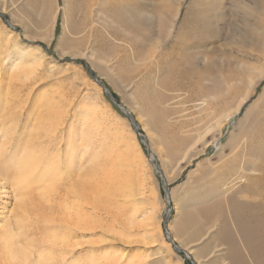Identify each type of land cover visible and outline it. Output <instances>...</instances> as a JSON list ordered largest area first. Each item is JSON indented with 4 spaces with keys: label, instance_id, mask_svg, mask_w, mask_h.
I'll return each instance as SVG.
<instances>
[{
    "label": "rangeland",
    "instance_id": "374dc122",
    "mask_svg": "<svg viewBox=\"0 0 264 264\" xmlns=\"http://www.w3.org/2000/svg\"><path fill=\"white\" fill-rule=\"evenodd\" d=\"M117 1L120 3V0H95L94 8L90 9L89 15L87 13L89 17H87L86 22V18L84 19L80 11L78 13L73 10L75 0H0V37H2L0 38V63H3L2 60L9 53V48L15 41L23 48L31 50L30 53L36 52L34 53L36 57L42 56V67L36 66L33 69V79L31 78L30 81L26 82L31 84H28L30 88L27 89L26 87L23 90V94L31 92L27 95L28 104H26V107L31 106L34 100L49 97L62 105L65 111H69L67 115L70 118L66 117V119H69H67V123L75 122L76 130L79 128V118L82 119V116L86 113L85 108L89 110L92 107L96 109L97 116H99V123L96 127L94 126L98 132H103L107 126L112 128L116 124H128L126 127L123 126V129L126 128L134 136L130 133L127 134V136L131 135L128 138L132 139L129 140L128 146L118 149L109 144L103 145L100 149V157L107 159V157H114V154L118 151L125 152L128 149L131 155L136 153L132 156L136 162H134L135 167L132 166L134 170H131H133L132 172L137 170L139 181H141V183L139 182L140 189L137 186L138 183H135L136 181L131 182V184L133 183L132 186L138 188H134L137 192L131 190L135 197L131 195L130 189L133 188L132 186L128 187L127 190L130 189L126 191H130L131 194L126 192L122 194L121 192L114 197V199L117 198L116 202L118 203L116 209L119 208L120 213L123 212L120 215L117 211L120 215L119 222L118 220L113 221L108 213L103 210L105 213L101 211V217L103 225L106 224L104 230H100L93 235L90 232H85V236L79 233L74 237L72 234V239L68 240L69 236L64 233L65 227L69 228L68 232L71 233V222H74L76 217L72 216L74 211L71 210L69 205L73 202V199L66 198L63 192L66 187L70 188L71 184L76 185L74 182L78 178L74 180L71 175L75 171V167L66 170L67 160L65 154L67 145L64 136L66 137L65 131L69 129L67 124L64 136L61 138V134H57L59 136L57 141L61 138V140L64 139L63 142H59L57 147L54 148L55 150H52L57 156L59 155V180L52 178V181L45 183L47 185L43 184L40 186L41 188H36L34 198L37 197V200L35 199L32 202V205L38 208L40 206L47 207L48 210L45 214L47 216L48 213L50 214L48 218L53 216V223L58 228L55 230V235L50 238V243L45 242L41 245L40 242L41 247L38 245L40 249L33 247L40 252L42 249L46 250L52 246L54 253L60 252V248L63 247V251H69L72 256L67 257L69 261L73 262L71 264H107L110 259H116L113 264H226L224 259L226 256L225 245L215 238L216 231L221 227L219 216L222 212L227 213L225 206L219 204V201L225 197L222 188L224 180L230 175L228 172L229 162L232 161V163L230 162L232 165L239 163L234 157L232 146L226 143L230 128L233 136H239L244 117L242 111H240L223 128L224 132L220 137L217 135L215 123L218 118L223 117L225 112H229L235 106L240 94H244L249 76L256 79L260 75H264V12H255L253 3L248 0H217L215 3L206 0L203 4L200 0H132L133 3L129 4L131 7L122 14L124 15L123 18L126 19L124 21L121 20L120 13H118L122 12L121 6H119V9L116 7L118 11L114 9V5L118 4ZM262 1L264 2V0ZM207 6L209 9L206 10ZM202 8L206 11L203 12ZM56 10H58V13L55 21V37L50 43H47L45 38L48 36V28L50 29L55 18ZM196 12L201 19H199L200 22L197 23V27H207L206 24H208L210 30L198 32L197 43L192 39L190 41L183 40L182 43L186 42L183 49L180 47L181 40L178 41L181 39L180 32L187 29L186 25H182L183 19L189 18L190 15ZM41 14L46 15L43 25L40 24ZM190 22L192 24V20ZM73 23L78 25L80 33L74 35L71 33ZM200 23L201 25H199ZM84 24H87V26L83 27ZM61 34L64 36V40L57 46V39ZM211 35L212 37H210ZM6 44H9V47ZM145 54L152 59L146 65L150 66L151 74L152 72L155 74L156 79L153 84L159 90L157 92L158 114L163 115V117L167 116V121H169L170 127L165 131L148 126L144 117L138 119L133 109L132 99L128 96V93L135 91V84L145 78L147 70L145 65L140 63V59ZM2 66L4 67V64ZM23 68L28 67L22 66L17 70H11V73L17 75L15 80H17L16 85L17 82L19 84L18 87L25 82L24 75L21 73ZM166 71H169V73ZM179 71L185 73L188 77L180 78ZM3 72L5 80L2 79L4 82L2 81L0 85V108L3 106L2 111L0 109V117L4 113L3 101L5 94L10 90V83L7 84L8 79L13 76V74H10V70L6 68L3 69ZM98 82L108 90L111 97ZM221 82L226 84V88L220 95L214 89V86L216 83ZM164 84L167 86L165 87ZM227 87H230L229 91ZM263 87L264 79L259 82L254 91L255 93L252 94L243 107H248L258 94H264L262 92ZM96 88L101 93L97 92ZM96 93H99V99ZM101 103L104 105L101 106ZM123 109H128L127 111L131 112L132 118L138 125L136 130L123 113ZM79 114L81 115L79 116ZM122 119H125V122ZM2 120L0 118L1 122ZM120 126L122 127V125ZM188 130L190 131L188 132ZM125 133L127 132L125 131ZM24 134L27 135L28 132L24 131ZM20 137L24 138L19 135ZM141 138H146L149 141L152 151L140 141ZM218 139L219 143H223L222 149L213 146L214 141ZM136 140L139 145L141 144L140 150L142 153L135 149L134 142ZM183 142L185 146L182 145ZM154 164L159 167L160 172L157 171ZM107 166L110 167L108 162L105 167ZM125 170L123 176H125L124 173H127ZM60 172L62 173L60 174ZM165 187L168 189L166 190ZM169 192L171 195H169ZM6 194L7 197L3 201L6 208L11 209L14 207V194L11 192H6ZM125 195L132 197V199L127 200ZM124 201H131V203H125ZM122 203L128 204V206ZM132 205H134V209H132ZM151 205L155 207L151 208ZM149 208L152 210H149ZM166 208L170 210L168 216L165 214ZM126 209L127 211H125ZM125 212H127L126 215H124ZM216 213L218 216L215 215ZM129 215L132 216L129 217ZM172 216H174V219L171 225L176 237L172 236V232L168 227ZM12 218L15 219V216ZM108 224H111L110 227L112 225L114 227L112 232L109 231L110 234L107 232ZM15 232L16 229L13 236L18 239L16 236L20 237L17 233L20 230L17 229V232ZM114 236H118V238ZM99 237L102 241L99 240ZM41 238L42 236H37L38 241ZM96 238L102 244L98 242L94 245L92 241ZM20 239L21 237L18 241ZM66 240L69 241L68 245L73 243L75 247L80 243L79 247L75 248L72 245L69 247L66 245ZM76 240L81 241L77 244ZM15 241L17 242L16 239ZM35 242L37 243V241ZM180 242L186 244V250L192 249L194 252H198L201 255L200 258L194 259L189 256L178 244ZM17 245L21 246L22 244L18 242ZM93 245L94 247H92ZM91 247L95 249H91ZM35 251L34 253L32 251L34 255L30 253L31 258L37 257ZM92 251H97V253ZM79 255H82V257ZM74 261L76 262L74 263Z\"/></svg>",
    "mask_w": 264,
    "mask_h": 264
},
{
    "label": "bare ground",
    "instance_id": "6f19581e",
    "mask_svg": "<svg viewBox=\"0 0 264 264\" xmlns=\"http://www.w3.org/2000/svg\"><path fill=\"white\" fill-rule=\"evenodd\" d=\"M94 1L95 0H75L73 10H75L76 12L80 11V13L83 15L84 19L86 18L85 21L87 22V17H89L88 16L89 11H91L90 9H92ZM205 1L206 0H200L201 4L205 3ZM208 1L211 3H215V1H217V0H208ZM248 1L250 3H253L252 5H254L253 8L255 9V12L256 11L264 12V2L262 0H248ZM117 3L118 4L114 5V7H115L114 9L117 10L120 8L119 6H121L122 12H118V13H120L121 20L123 19L125 21L126 19L123 18L124 15H122V14L125 12V10H127V9H129V7H131V6H129V4H131L133 2H132V0H120V3L118 1H117ZM198 5H197V7H198ZM116 7H117V9H116ZM197 9L199 10V8H197ZM207 9H209L208 6H207L206 10ZM242 9H244V8H242ZM198 10H196V11H198ZM205 11L203 9V12H205ZM57 13H58V10L55 11V18H54V20L50 26V29L48 28V30H49L48 36L45 38V41H47V43H50V41H52L55 37L54 29H55V21H56ZM87 13H88V15H87ZM42 15L43 14H41V17H40L41 23L38 19V21L41 25L44 24L43 22H45V16H46V15L45 16L44 15L42 16ZM199 19H200L199 14L197 12L195 14L190 15L189 18H187L185 20L183 19L182 25H186L187 29L185 31L183 30L184 32H180L181 39L178 40V41L181 40L182 46L180 45V47L183 48L184 43H186V42L182 43L183 40L184 41L185 40L190 41L192 39L193 41L195 40V43H197L196 42L197 37H198L197 33L198 32L201 33V32H205L207 30H210L209 29L210 27L208 28V26H209L208 24H206L207 27H202V28L197 27L198 26L197 23L200 22ZM142 20H143V18H142ZM191 20H192V24H190ZM188 21H189V23H188ZM202 21H204L203 18H202ZM205 21H207V20H205ZM165 22H167V21H165ZM36 23H38V22L36 21ZM87 24H89V23H87ZM87 24H84L83 27H86ZM165 25H166V23H165ZM188 25H192V26L188 27ZM199 25H201V23ZM77 26L78 25H75L74 23L71 25V33L73 35L80 33V30ZM143 30H146V29H143ZM212 31H211V33H212ZM199 35H201V34H199ZM210 37H212V35ZM0 38H2V37H0ZM63 40H64V36L61 34L57 39L56 45L57 46L60 45L63 42ZM70 41H72V40H70ZM178 41H177V43H179ZM6 45H7V47H9V44H6ZM132 47H134V46H132ZM177 50H179V49H177ZM30 52H32V51L28 50L27 48H23L17 41H15V43L12 44V46H10L9 53L7 52L8 54H6L5 58L2 60L3 63H0L2 65L4 64V67L2 65H0V85L3 81L2 79H4V72L5 71L3 72V69L6 68V69L10 70V74H13V76L10 75L11 77L8 79L7 84L10 83L9 84L10 90L8 93L6 92L7 94H5L4 101H3V105L5 106L4 113L3 114L1 113L2 116L0 117L1 120L3 118L2 122L0 121V123H1V125H0V140H1L0 141V223L2 224V225L0 224L1 225V227H0V245H1L0 246L1 247V249H0V251H1V253H0V264H47L48 262H49L48 264H71L73 262L69 261L67 259V257H69V256L72 257V256L70 255L69 251L68 252L63 251V249H62L63 247L60 248V252H58V253L53 252L52 246H50L49 248L46 247L47 248L46 250L42 249L40 252L38 251V249H40L38 247V245L40 246V242H41V245H42V243H45V242L50 243L51 242L50 238L55 235V230H56V228H58V227H55L56 224L53 223V218H52L53 216L52 217L50 216L51 218H48V216L50 214L48 213V216H47V214H45V213H47L46 211L48 210L47 207L40 206L38 208V207L32 205L33 200H35L37 198V197L34 198L36 188L40 187L41 185H43L45 183H49L50 181H52L55 178H56V180H59V177H60V176H58V172H59V168H60L59 167V155L57 156L55 153H53L52 150H55L54 148L57 147L59 142H61L62 140L65 139V142L67 145V147L65 146L66 147V154L64 152L63 153L65 154L66 160H67L66 161V165H67L66 170L68 171V170H71L73 167H75L76 169H74L75 171L73 173H71V175H72V178H74V180H75V178H78V180L76 179V181L74 182V183H76V185L71 184L70 185L71 187L70 188L66 187L67 189L65 188V190L63 192V193H65L66 198L70 197L73 199V202L69 205H70L71 210L73 209V211H74V214L72 216H75L76 220H77V221L75 220L74 222H71V224H72V228L70 227L71 233L68 232L69 228L67 229V227H65L66 230L64 231V233H66L69 236L68 240L72 239L73 236L74 237L77 236V234H79V233H81L82 236H85V234H84L85 232H90L93 235V234H96L100 230H104L103 228L106 227L105 226L106 224L103 225L104 223H103L102 217H101V215H102L101 211H103V210L108 213V215L112 218L113 221L118 220V222H119L120 215H122L123 212L121 211L122 213H120L119 208H118V210L116 209L118 203L116 202L117 198L114 199V197L118 196L121 192L123 194V192L125 193L126 191H128L130 188L128 190H127V188L131 187L135 181H136L135 182L136 184L138 183L137 186L140 189L139 182L141 183V181H139V177H138L139 174L136 172L137 170L135 172H132L134 170L133 168L135 167L134 162H136V161H134L135 159L133 160L132 156L135 155L136 153L135 154L132 153L133 155H131V152H129L128 151L129 149H128V150H125V152L118 151L117 153L114 154V157H107V159L106 158L103 159L100 157L101 156L100 155V151H101L100 149L103 147V145L106 146L109 144L110 146L117 147L118 149H121L122 147H127L129 140L130 141L132 140V139H129L128 137H130L132 134L130 133V131H127L126 128L123 129L124 127L128 126V124L126 125L125 123L120 124V125H122V127L118 124H116L114 126H112L110 124L112 126V128L107 126L103 132H98V130H96L94 128V126L96 127V125L99 123L98 122L99 116H97L96 109H93V107L89 110H87L85 108L86 113H84V116H82V119L79 118V120H78L79 128L77 130H76V125H74L75 122L72 123V121H71L69 124L67 123V119L70 118L69 115H67V112H69V111H65L63 109L62 105H59L57 103V101L50 99L49 97L40 99V97L38 96L40 100H34L31 104V106L26 107V104H28L27 103L28 102V96L27 95H29L31 93V92H29V94H23L24 93L23 90L26 89V87H27V89L30 88L28 86V84H30V83H26V82L30 81V79L33 77L32 76L33 69L36 66L42 67V64H43L42 63L43 61L41 60L42 56L39 55L40 57H36V54H34L36 52H34V53H30ZM179 56H181V55H179ZM177 58H174V59H177ZM130 59H128V60L130 61ZM150 60H152L151 57L150 56L147 57L146 54H145V56H143L140 59V63L145 65V69L147 70L145 72V78L140 80L139 82H137L135 84V87H134L135 91L133 93H131V92L128 93V96L130 97V99H132L133 109H134L135 113L137 114L138 119H140L141 117H144V118H146V123L148 124V126L153 127V128L154 127L158 128L161 131H165L166 129H168V127H170V125H169V121H167V118H166L167 116L163 117V115L160 116L158 114L159 112L157 109L158 108L157 107V103H158L157 92L159 90H157V87L155 86V84H153L155 82L156 77H155V74H153V72L151 74V70L149 69L150 66L148 67L146 65V63L150 62ZM168 60H170V59H168ZM177 60H179V59H177ZM135 62H137V61H135ZM166 64H168V63H166ZM125 65H127V64H125ZM163 65H165V64H163ZM22 66L23 67L25 66L28 68H23L21 70V73L24 75L25 82H24V84L20 85V87H18L19 84L17 82V85H16L17 80H15L17 78V75H15L14 73H11V70H17V69H19V67H22ZM137 67H139V66L137 65ZM160 69H162V68H160ZM123 71L125 72V70H123ZM167 73H169V71ZM179 74L181 75L180 78L188 77V75H186L185 73H182L180 71H179ZM118 75H120V74H118ZM83 78H85V77H83ZM248 78H247L248 80H247L246 90H245L244 94H242V95L240 94L241 97L239 96V99L237 100V103H235V106H233L229 112H225L223 117L218 118L216 120V123H215V129L218 133L217 135L220 137L223 135V132H224L223 128L226 127L228 122L234 116L238 115L240 111H242V114L244 117V123H243L242 130H241L239 136L238 137L233 136L231 128H230L228 131L229 137H227L228 140L226 143L227 145L232 146V151L234 152V155H235L234 157L237 159V161H239L238 164H234V165L231 164L232 161H230L231 163L229 162L230 166L229 167L227 166V167H228V172L230 175L227 174V175H229V177L226 178V180H224L225 181L224 183L222 182L223 183L222 193L225 195V197H223V199L221 201H219V204H222L225 206L227 213L222 212L221 215L219 216L221 219V224L219 223L221 225V227H219L220 229L216 231L217 234L215 233V235H216L215 238L221 244L225 245L224 249H226V256L224 257V259L226 261V264H264V94L263 93L258 94L257 97L250 103V105L248 107H243L244 104L246 103V101L252 96L253 93H255L254 91L256 90V86L259 84L260 81H262L264 79V75H262V76L260 75V77H258L256 79H255V77L252 78L250 76ZM164 85H165V87L167 86L166 84H164ZM225 86H226V84L224 82L216 83L214 86V89L220 94V93H223L225 91V88H226ZM165 87H163V88H165ZM89 88H91V87H89ZM98 88H96V91L100 92V90ZM103 89H104V87H103ZM227 89L229 91L230 87H227ZM88 91H90V90H88ZM104 91L106 93H109L106 88L104 89ZM262 92H264V87L262 88ZM87 94H89V93H87ZM94 94H95V92H94ZM96 95L99 99V97H100L99 93H96ZM91 98H92V96H91ZM93 98H94V96H93ZM90 103H92V102H90ZM102 105H104V104L101 103V106ZM95 107H97V106H95ZM121 108H123V107H121ZM127 110L123 109L122 111L125 114V116L130 120V117H132V115L130 114L131 112H129ZM1 111H2V109H1ZM81 111H82V109H81ZM80 115L81 114H79V116ZM67 116H68V118L66 119ZM104 121H105V119H104ZM123 121L125 122V119ZM133 121L135 122L134 119H133ZM115 122L117 123V121H115ZM130 122L134 126V130H136L138 128V125L136 124V122H135L136 125H134L131 120H130ZM67 126L69 127V129L67 128L68 130L65 131V127H67ZM148 126H146V127H148ZM150 127H148V128H150ZM153 128H151V129H153ZM24 131L28 132V134L25 135L26 133L24 134ZM64 131L67 134L66 137L64 136ZM125 131L127 133H125ZM189 131L190 130H188V132ZM128 133H130L131 135L127 136ZM57 134L58 135L61 134L60 135L61 138L64 136V139L61 140V138H60V140L57 141V138L59 137V136H57ZM19 135L24 137V138H21V137L19 138ZM133 137H131V138H133ZM148 138H149V136H148ZM140 141H142L152 151V149H151L152 147H150L149 141L146 138H141ZM189 141H190V139H189ZM134 143L136 145L135 149L138 150L139 153H142L140 150L141 144L139 145L137 140ZM222 144H223L222 142L219 143V139H218V140L214 141L213 146L222 149V146H223ZM182 145L185 146V143ZM57 153H59V152H57ZM134 158H136V157H134ZM137 160H138V158H137ZM138 161H140V160H138ZM107 162L110 165V167H108V166L105 167ZM229 164H227V165H229ZM132 166H134V167L132 168ZM136 167H137V165H136ZM124 169H126L125 171L127 172V173H124L125 176L122 175ZM131 169H133V170H131ZM218 170L220 171V168ZM222 171H224V170H222ZM61 173L62 172H60V174ZM165 175H167V174H165ZM63 179H65V178H63ZM69 179H71L70 176H69ZM221 180H223V179H221ZM72 182H73V180H72ZM131 182H133V183L131 184ZM51 184H53V183H51ZM45 185H47V184H45ZM65 185H67V184H65ZM143 185H144V183H143ZM132 187L133 188H131L130 191L132 189L134 190V188H135V186H132ZM46 189H48V188H46ZM135 189H138V188H135ZM130 191L126 192V193H129V194L132 193L131 195H133V191H131V193H130ZM134 191L137 192V190H134ZM147 191H149V190H147ZM6 192L13 193L14 198H15V199H13V197H12V199L15 200V202L13 204L14 207L11 209L9 208L10 210L6 208L5 202L3 201V199L5 197H7ZM170 192H169V195H171ZM42 193H43V191H42ZM214 195H217V194H214ZM39 196H42V195H39ZM133 196L135 197V195H133ZM65 197L63 198L64 200L66 199ZM126 197H127V200H129L130 198L132 199V197H129L128 195ZM218 197H219V195H218ZM46 198H47V195H46ZM38 199L42 200L41 198H38ZM134 200L136 201L135 198H134ZM205 200H207V199H205ZM131 201L134 202L133 200H131ZM131 201H127V202L131 203ZM124 202L127 203L126 201H124ZM136 204H138V203H136ZM123 205L128 206V204H123ZM66 206H68V205H66ZM133 206L134 205H132V207ZM121 207H123V206H121ZM154 207H155L154 205H153V207L151 205V208H154ZM217 207H215V208L218 210ZM49 208H51V207H49ZM126 208H129V207H126ZM167 208L169 209L168 204H167ZM167 208L165 210V214H167V216H168L170 210H168ZM124 209H123V211H124ZM132 209H134V207ZM53 210H54V208H53ZM149 210H152V209L149 208ZM117 211H119L120 215ZM125 211H127V209ZM49 212H51V211H49ZM126 213L127 212H125L124 215H126ZM217 213H218V211H217ZM217 213L215 215L218 216ZM134 214H133V217H134ZM11 216L12 217L15 216V219H13ZM130 216H132V215H129V217ZM129 217H127V219ZM219 217H218V219H219ZM122 219H120V220H122ZM173 219H174V216H172V219L170 220L168 227H169L170 231L172 232V236L176 237V233L175 234L173 233V226L171 225V222L173 221ZM128 220H130V219H128ZM148 221H149V218H148ZM105 222H106V220H105ZM126 224H128V223H126ZM110 225L108 224V226H107V230H108L107 232H109L110 230L112 232L114 230L113 225L111 227H110ZM15 229H16V232H17V229L20 230V232H17V233H19V235L21 237V239L19 241H18V239L20 238L19 236H16V237H18V239L15 238V236H13V232L15 231ZM15 233H14V235H16ZM72 234H73V236H72ZM109 234H110V232H109ZM38 235L42 236L40 241L37 240ZM113 235H115V234H113ZM34 236H36V238H34ZM114 237L118 238V236H114ZM120 238H121V236H120ZM15 239L17 240V242L15 241ZM99 240H101V238ZM99 240H98V238H96L92 241V243L95 245V243H98ZM35 241H37V243ZM76 241L78 244L81 240L80 241L76 240ZM18 242H20L23 246L17 245ZM68 242L66 240V243H67L66 245H68ZM90 242H89V244H90ZM79 244L77 247H75V245H73V243H70L68 246L70 247V245H72L73 247L78 248ZM100 244H102V243H100ZM161 244L163 245V243H161ZM178 244L192 258H194V259L200 258L201 255L198 252H194V250H192V249L186 250V247H187L186 244H184L182 242H180ZM49 245H51V244H49ZM94 245L92 247H94ZM33 246L35 248L38 247V249L36 250ZM73 247H72V249H73ZM92 247H91V249H95ZM28 251H29V253H28ZM32 251H33V253H34V251L37 253L36 254L37 257L34 256L33 258H31L29 256L30 253L33 254ZM97 251H92V252L97 253ZM44 252L46 255L44 254ZM27 253H28L29 257L27 256ZM94 255H99V254H94ZM80 257H82V255ZM74 258L76 259V257H74ZM114 260H116V259H112V260L110 259L109 262H107V264H113ZM80 261H82V260H80ZM96 261H97V259H96ZM75 262L76 261H74V263ZM82 262H84V261H82Z\"/></svg>",
    "mask_w": 264,
    "mask_h": 264
},
{
    "label": "water",
    "instance_id": "95a60500",
    "mask_svg": "<svg viewBox=\"0 0 264 264\" xmlns=\"http://www.w3.org/2000/svg\"><path fill=\"white\" fill-rule=\"evenodd\" d=\"M98 84L101 85L102 87H104L100 82H98ZM104 89H105V88H104ZM107 94L109 95V97H111V95H110L109 93H107ZM130 120L132 121V123H133L134 125H136L135 122L133 121V118H132V117H130ZM154 167L157 169V171L160 172V170H159V168H158V166H157L156 164H154ZM165 189L167 190L168 188L165 187Z\"/></svg>",
    "mask_w": 264,
    "mask_h": 264
}]
</instances>
